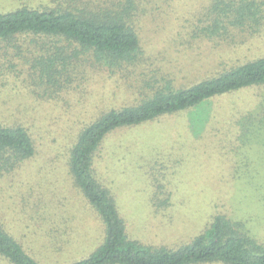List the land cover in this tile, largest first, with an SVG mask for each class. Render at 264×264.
Listing matches in <instances>:
<instances>
[{
  "label": "rangeland",
  "instance_id": "374dc122",
  "mask_svg": "<svg viewBox=\"0 0 264 264\" xmlns=\"http://www.w3.org/2000/svg\"><path fill=\"white\" fill-rule=\"evenodd\" d=\"M186 1L190 7L184 10L179 8L184 0H0V12L29 6L123 17L142 51L134 64L109 68L80 57L51 68L40 62L58 50L54 43L62 46L64 40L35 35L0 40L5 74L0 121L23 123L36 139V154L11 179L0 181V218L42 264H59L62 258H43L16 232L18 223L26 225L23 230L29 226L32 212L24 211L25 200L42 196L45 206L55 208L54 219L68 222L67 233L85 237L70 248L100 235L68 166L70 148L85 125L112 107L145 100L168 83L189 87L264 56V17L257 30L217 31L209 12L214 0ZM94 170L131 235L145 243H185L213 216L225 213L235 229L264 244V85L121 129L96 152ZM160 184L169 193L157 194ZM167 194L169 205L155 207L154 196ZM68 199L72 205L65 206ZM51 211L46 207L44 213ZM26 234L33 232L27 229ZM36 237L43 253L61 246L56 241L52 247V236L43 228Z\"/></svg>",
  "mask_w": 264,
  "mask_h": 264
},
{
  "label": "trees",
  "instance_id": "16d2710c",
  "mask_svg": "<svg viewBox=\"0 0 264 264\" xmlns=\"http://www.w3.org/2000/svg\"><path fill=\"white\" fill-rule=\"evenodd\" d=\"M188 7L186 0L179 3V8L185 10ZM209 9L217 31L223 29L227 32L232 27L259 29L264 17V4L257 0H214ZM212 30L205 29L208 32ZM19 35L44 36L57 42L64 40L62 46L60 43L53 44L58 50L44 57L47 63L42 61L43 57L39 58L43 67L52 68L60 64L66 67L73 58L85 57L89 62L94 59L93 62L112 68L134 64L142 52L137 34L123 17L88 14L72 8L22 6L0 12V40L11 41ZM3 71H0V81ZM263 85L264 56H261L189 87L176 88L168 83L135 105L112 107L101 112L79 131L68 160L74 187L80 191L86 208L92 211L89 212V219H95L100 229V235L95 238L97 242L90 241L70 248L76 240L81 242L85 237L77 233L75 237L76 231L67 233L71 228L67 226L68 222H59L58 217L54 219L55 208L45 206L42 196L24 203L27 209L24 211L32 212L27 220L33 229L29 226L27 229L33 234L27 236V229L23 230L26 225L19 223L15 226L16 232L22 233L43 258H62L59 264H264V244L235 229L225 213L213 216L197 235L182 244L154 246L135 238L128 230L115 198L94 170L96 152L117 131L166 115L193 111L210 99ZM35 140L29 127L23 123L0 121V181L11 179L16 170L36 154ZM156 192L169 193L161 184ZM170 199V194L163 199L154 196V206L164 208L169 205ZM65 203V206L68 203L72 205L69 199ZM46 207L52 210L51 214L44 213ZM36 215L40 220L34 218ZM5 224L9 226L6 220L0 218V261L4 260L6 264H42ZM42 228L46 236H52V247L56 241L61 243L59 250L43 253L36 247L35 239ZM68 238H72V243L65 244Z\"/></svg>",
  "mask_w": 264,
  "mask_h": 264
}]
</instances>
